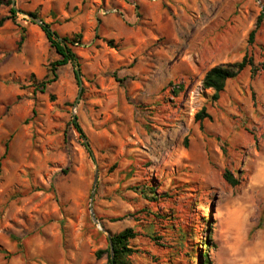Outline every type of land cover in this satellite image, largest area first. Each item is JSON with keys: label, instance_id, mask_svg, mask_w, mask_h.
<instances>
[{"label": "rangeland", "instance_id": "obj_1", "mask_svg": "<svg viewBox=\"0 0 264 264\" xmlns=\"http://www.w3.org/2000/svg\"><path fill=\"white\" fill-rule=\"evenodd\" d=\"M263 7L3 0L0 264H108L107 237L127 227L132 264H198L205 252L213 264H264V19L248 43ZM40 18L60 36L81 32V85L69 63L33 85L58 57ZM244 53L258 72L246 66L212 100L205 71ZM203 106L210 117L196 120Z\"/></svg>", "mask_w": 264, "mask_h": 264}, {"label": "trees", "instance_id": "obj_2", "mask_svg": "<svg viewBox=\"0 0 264 264\" xmlns=\"http://www.w3.org/2000/svg\"><path fill=\"white\" fill-rule=\"evenodd\" d=\"M3 0H0V4ZM10 16H7L6 18H14L16 14L15 7L11 6L9 8ZM29 15L32 18H37L36 12H29ZM5 18L0 19V24ZM264 19V7L262 8L255 26L248 34V43H252L254 40V35L257 31V29L260 26L261 20ZM42 31L44 32L50 46L54 49L58 57L50 62V68L49 71L52 74V78H48L47 80H42L40 82L35 81V79H31L33 85L41 88H45L46 84L53 81L56 76L55 70L58 66L71 64L73 67V72L75 75V78L77 82L79 83L77 71L80 72V62L79 59L75 53V47L78 45H82V34L81 32L73 33L71 35H62L60 36L58 32L52 28L50 22H45L42 18H40V22L38 23ZM94 37H98V34H95ZM106 44L113 48V49H119L120 44L118 41H114L113 39H105L104 40ZM264 59V55H263ZM246 66L250 67L251 77H253L258 70L260 69L258 64L254 61V58L252 55H248V53H244L241 60L234 61V62H226L221 64H216L208 68L202 78V87L204 89H212L211 99L217 100L219 98L220 93L224 90L225 83L228 79L235 77L238 73H240ZM261 69L264 68V60L262 61L260 65ZM204 117H210L209 114L206 113L205 107L203 106L201 109H199L195 115L194 118L196 120H202ZM70 124L76 130V132L79 134L80 138L83 140V145L86 149V151L92 155V150L89 144V141L87 139V136L77 121L76 117H73L70 120ZM8 142L9 138L5 140L4 142V150L0 157V165L1 160L6 157L8 153ZM225 179L231 183H233V180L230 175L225 174ZM143 192V190H141ZM186 233L180 232V239L184 238ZM135 236V232L132 228L127 227L124 228L116 233H112L107 237L108 240V264H132L129 255L132 252V248L129 244V240ZM208 239L205 240V245H202V248L204 250H208ZM98 255L102 253L101 250H99ZM194 253V252H193ZM198 264H213L212 260L209 257V254L207 252L202 253L197 258Z\"/></svg>", "mask_w": 264, "mask_h": 264}, {"label": "water", "instance_id": "obj_3", "mask_svg": "<svg viewBox=\"0 0 264 264\" xmlns=\"http://www.w3.org/2000/svg\"><path fill=\"white\" fill-rule=\"evenodd\" d=\"M12 4L14 5L13 1H12ZM37 22H40V20H37ZM77 75H78V79H79V84L81 85V79H80V72L79 71H77ZM95 181H96V174H95V177H94V183H95ZM91 216H92L93 221L98 223V220L95 217L93 212H91Z\"/></svg>", "mask_w": 264, "mask_h": 264}]
</instances>
